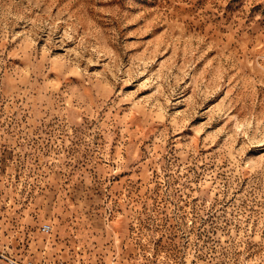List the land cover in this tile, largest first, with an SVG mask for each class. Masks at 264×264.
<instances>
[{"label":"rangeland","instance_id":"1","mask_svg":"<svg viewBox=\"0 0 264 264\" xmlns=\"http://www.w3.org/2000/svg\"><path fill=\"white\" fill-rule=\"evenodd\" d=\"M44 221L71 264H264V0H0V247Z\"/></svg>","mask_w":264,"mask_h":264},{"label":"crops","instance_id":"2","mask_svg":"<svg viewBox=\"0 0 264 264\" xmlns=\"http://www.w3.org/2000/svg\"><path fill=\"white\" fill-rule=\"evenodd\" d=\"M44 222H42V224ZM42 224L40 227L41 230L28 235L23 251L20 252V254L6 251L4 247L0 248L16 257L32 258L36 264L43 262L54 263L59 259H63L66 264H71L70 261H72V257L75 256L73 250L75 243L73 244L74 239L71 232H68V230L64 229V232L58 238H54L51 236L53 224L51 223L52 230L48 232L42 229Z\"/></svg>","mask_w":264,"mask_h":264},{"label":"built area","instance_id":"3","mask_svg":"<svg viewBox=\"0 0 264 264\" xmlns=\"http://www.w3.org/2000/svg\"><path fill=\"white\" fill-rule=\"evenodd\" d=\"M42 229L44 231H51L52 224L50 222H44L42 224ZM0 264H36V262L29 257H16L7 253L5 250L0 249ZM40 264H66L63 259H59L54 263L43 262Z\"/></svg>","mask_w":264,"mask_h":264}]
</instances>
